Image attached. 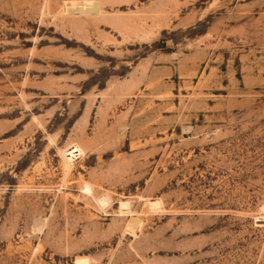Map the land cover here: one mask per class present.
<instances>
[{"label":"rangeland","instance_id":"rangeland-1","mask_svg":"<svg viewBox=\"0 0 264 264\" xmlns=\"http://www.w3.org/2000/svg\"><path fill=\"white\" fill-rule=\"evenodd\" d=\"M0 264H264V0H0Z\"/></svg>","mask_w":264,"mask_h":264},{"label":"bare ground","instance_id":"bare-ground-1","mask_svg":"<svg viewBox=\"0 0 264 264\" xmlns=\"http://www.w3.org/2000/svg\"><path fill=\"white\" fill-rule=\"evenodd\" d=\"M80 150L78 149V147L77 146H72V147H70L69 149H67L66 151H65V155H66V157L69 159V161L70 160H73L74 158H76L77 156H79L80 157ZM77 159V158H76ZM72 162H74V161H72ZM85 188L88 190V187L87 186H85ZM85 189V190H86ZM86 190V191H87ZM101 201V200H100Z\"/></svg>","mask_w":264,"mask_h":264}]
</instances>
